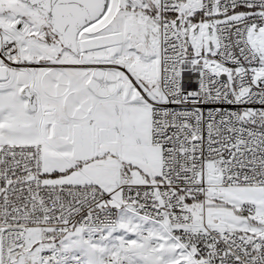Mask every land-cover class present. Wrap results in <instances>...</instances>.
<instances>
[{"label": "snow or ice", "instance_id": "1", "mask_svg": "<svg viewBox=\"0 0 264 264\" xmlns=\"http://www.w3.org/2000/svg\"><path fill=\"white\" fill-rule=\"evenodd\" d=\"M0 264H264V0H0Z\"/></svg>", "mask_w": 264, "mask_h": 264}]
</instances>
